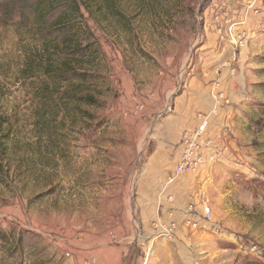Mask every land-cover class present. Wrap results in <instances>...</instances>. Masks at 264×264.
Returning a JSON list of instances; mask_svg holds the SVG:
<instances>
[{
	"label": "rangeland",
	"instance_id": "1",
	"mask_svg": "<svg viewBox=\"0 0 264 264\" xmlns=\"http://www.w3.org/2000/svg\"><path fill=\"white\" fill-rule=\"evenodd\" d=\"M230 62L250 99L239 139L212 125L216 231L187 252L151 225L144 264H264V0H0V264H93L148 234L134 201L164 122Z\"/></svg>",
	"mask_w": 264,
	"mask_h": 264
},
{
	"label": "crops",
	"instance_id": "2",
	"mask_svg": "<svg viewBox=\"0 0 264 264\" xmlns=\"http://www.w3.org/2000/svg\"><path fill=\"white\" fill-rule=\"evenodd\" d=\"M222 66L224 69H222L223 72L219 77L192 80L189 89L174 103V115L166 118L163 133L158 138L155 149L146 160L144 173L137 183L134 207L138 213V222L146 228L148 234L140 240H135L138 245L136 243L132 245L129 240L126 242L125 238H119L118 246L108 250L109 253L104 250L95 252L94 256L97 257V262L95 263L93 259V264H122L126 249L132 252L137 246L134 264H144V258L149 257L148 251H150L152 244L151 235H149L152 229L149 226L154 224L160 227L168 226L174 222L177 225V232L175 231L177 234L174 233L173 238L170 239L175 244H182L187 252L189 251L188 246H186L187 243L200 242L202 241V233L210 235L213 233L212 231H216V227H213V219L207 220L202 206V202L204 203L205 196H207L204 192L205 188L210 195L209 206L210 203L211 206L215 203L213 197L211 198V188L215 187V179L217 181L218 175L210 170L201 172L208 167L210 160L200 171L196 172V175L194 173L176 177L174 167L178 158L173 161L172 155L176 151V155L179 157L182 151V134L196 126L197 115L209 113L214 108L216 93H220L222 98H226L227 103L223 104L219 109L218 116L213 119L215 120L213 127L215 123L218 125L217 132L222 130L226 135L231 133L236 135L237 139L240 138L242 122L240 118L248 111L246 102L249 103L250 91L246 90L245 84L242 85L241 90H236L235 82H242L240 80L242 76L237 75V70L233 68L232 62ZM203 82L208 84L204 85ZM222 85L224 89L217 91V88ZM231 144L233 145L232 141L229 142L225 138V145L228 150ZM170 178H175V180L168 185ZM188 227H190L189 231L192 236L186 232ZM198 231L201 234H198ZM139 243L145 244L139 245ZM163 252L167 254L165 249L161 248L160 254ZM154 255L156 254L154 253Z\"/></svg>",
	"mask_w": 264,
	"mask_h": 264
},
{
	"label": "built area",
	"instance_id": "3",
	"mask_svg": "<svg viewBox=\"0 0 264 264\" xmlns=\"http://www.w3.org/2000/svg\"><path fill=\"white\" fill-rule=\"evenodd\" d=\"M215 106L209 113H199L197 115L196 126L182 134L181 144L182 151L178 157L175 166V176H183L194 174L200 171L208 162V158L217 157V155H222V150L218 149L216 140L212 135L213 122L215 117L218 116L219 109L227 101L222 98L220 93L214 96ZM214 155V156H213ZM175 178H170L168 180V185L174 182ZM203 208L207 220L213 219V212L209 206L208 200L203 203ZM163 228V233L168 237H172L177 229V225L172 222L168 226H161ZM87 264H92L88 262Z\"/></svg>",
	"mask_w": 264,
	"mask_h": 264
},
{
	"label": "trees",
	"instance_id": "4",
	"mask_svg": "<svg viewBox=\"0 0 264 264\" xmlns=\"http://www.w3.org/2000/svg\"><path fill=\"white\" fill-rule=\"evenodd\" d=\"M79 52V50H77ZM81 52V51H80ZM74 62L73 61H69L67 63H64V66L67 68V69H70L71 68V65L73 64ZM73 77L75 79H78L82 82L86 81L88 79V77L86 76V74H80V73H75L73 72ZM89 80V79H88ZM82 102H85L87 105L89 106H95L98 102L95 101V100H92L91 98H88V99H83L81 100ZM4 120L3 119H0V131H1V128L4 126L3 124ZM4 146V138L0 136V150H2Z\"/></svg>",
	"mask_w": 264,
	"mask_h": 264
}]
</instances>
